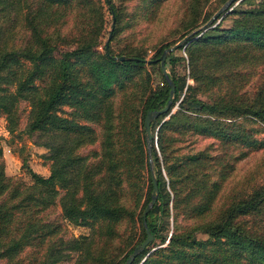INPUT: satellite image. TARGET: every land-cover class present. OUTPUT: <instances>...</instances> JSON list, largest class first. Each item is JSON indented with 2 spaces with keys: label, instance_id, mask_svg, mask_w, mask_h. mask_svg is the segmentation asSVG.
Listing matches in <instances>:
<instances>
[{
  "label": "trees",
  "instance_id": "trees-1",
  "mask_svg": "<svg viewBox=\"0 0 264 264\" xmlns=\"http://www.w3.org/2000/svg\"><path fill=\"white\" fill-rule=\"evenodd\" d=\"M139 1L149 2L145 10L146 15L160 10L165 2V0ZM225 1L177 0L172 16L182 31L180 36L184 37L191 30L204 24ZM105 2L112 14L111 33L114 35L121 30V15L113 1ZM68 3H71V0H30L23 15L24 27L28 32L25 43L7 44L4 40L5 32L0 27V113L6 115L8 129L13 130L12 123L16 122L14 107L16 98H29L31 109L26 131L29 134L44 132L52 137L50 141L43 143L48 149L47 157L51 161L49 174L43 176L31 171L34 179L29 185L30 190L9 188L11 178L4 175L0 165V194L9 188L10 195L15 196L17 200L9 206L6 204L7 197L0 201V258L9 257L10 250H17L27 235L32 238L31 240H35L36 237L41 240L56 232L59 225L51 227V224L43 225L41 221L36 225L28 217L22 221L24 223L18 225L22 228V239H11V242H6L7 230L13 218L21 211L28 213L32 209L35 210V206L43 207L49 204L57 194L56 185H60L65 188V193L61 196L62 216L74 223H90L94 230L105 227L107 234L101 235V239L90 238L83 242L76 238H57L40 255L36 264H64L62 262L65 259L70 260L71 264H113L120 251V245L113 246L110 238L120 233L118 224L126 209L120 203L114 186L120 182L119 179L114 180L113 163L109 166L110 174L104 172L98 175V171L101 170L98 163L93 169L83 171L80 169L75 178L69 176V168L80 160L76 148L94 138L93 130L80 120L99 121L102 106L106 105V109L110 110L113 83L117 82L118 85L120 82V89L127 87L125 83L134 79L133 76L124 74L135 66L142 65L145 57L137 51L131 53L133 47L127 46L119 53H113L109 45L108 51L104 45L105 52L93 58V48L99 42L104 22L103 15L100 17L101 26L97 28L95 34L92 35L87 27L93 24L92 11L101 13L100 4L97 0H80V4L87 6L80 8L82 12L77 15L82 17L80 21L82 26L78 34L70 37L60 29L61 9ZM83 32L86 34H82ZM59 36L62 37L63 43L67 45L74 43L75 47L73 50L62 52L60 58H55L52 50ZM183 45L187 57L175 55L172 50L167 55L165 65L170 63L174 66L178 59H185L189 67V77L194 83L189 84L185 75L176 73L173 69L168 73L174 83L171 108L186 86L179 101L180 107L165 119L163 117L171 108L151 121L152 149L147 153V160V155L142 152L141 156H138L140 165L144 159L149 165V157L152 159L158 196L146 214V224L153 238L131 264H138L142 259L140 264H264V235H254L242 222L236 221L237 216L257 212L264 205V184L255 187L246 196L231 201L214 217H208L207 212L214 192L203 197L200 191L196 193V190H190L182 196L180 189L176 187L180 179L178 175L183 173L182 167L193 165L192 162H199L202 157L194 153L182 157L179 164L164 163L171 180L173 192L171 197L161 172V161L155 149L153 133L156 124L162 121L157 130V142L162 154L165 155L166 133L170 131L196 132L228 142L232 135H226L227 131L222 127L224 122L219 118H227L235 113L264 126V0H238L221 14L217 22L214 21L204 30L196 31L179 47ZM114 55L134 58L114 59L112 58ZM71 56L78 60L74 61ZM21 59L29 62V66L25 69L22 67L17 76L12 66L23 65ZM83 61L85 64L82 67H75L77 62ZM87 63L89 66H85ZM36 79L42 84H34ZM15 80L16 87L10 91L8 84L15 83ZM163 81L164 84L143 102L145 115L148 110H158L166 105L170 85L164 75ZM2 82L6 85L1 86ZM248 86L251 92L247 93L243 90ZM40 87L41 91L38 90ZM195 92L206 93L211 100L197 97ZM188 104L194 108H184ZM63 105L71 106L70 117L59 114ZM106 122L105 120L104 124ZM241 134L242 132H237L238 138ZM121 138V136L116 138L118 142L116 147L111 144L113 140L103 141L104 157L113 161L112 156L116 155L117 149L120 156L124 153L125 143L120 142ZM139 140L141 141V138ZM144 142L146 143L143 139ZM249 143L254 144L253 141ZM139 147L142 149L140 144ZM1 152L0 146V154ZM80 172L83 173L84 181L81 195L78 194L77 187L72 189L73 184L77 186L80 182ZM149 186L147 201L152 196L150 193L153 190L152 175L149 177ZM196 188L198 187L194 189ZM196 196L200 198L193 202ZM171 200L174 205L172 213ZM182 202L190 205L189 215L196 221L194 226L178 224L177 214ZM27 205H30V208L26 210ZM170 215L173 217L172 230L163 233L162 220ZM141 220L143 233L125 252L121 264L147 236L143 215ZM42 226L43 230L40 229ZM196 232H204L212 239H198L195 237ZM157 240L160 242L157 243ZM161 242L165 243L160 244ZM107 243L108 247L99 250ZM150 244L156 247L150 250ZM244 248H247L246 252Z\"/></svg>",
  "mask_w": 264,
  "mask_h": 264
},
{
  "label": "rangeland",
  "instance_id": "rangeland-1",
  "mask_svg": "<svg viewBox=\"0 0 264 264\" xmlns=\"http://www.w3.org/2000/svg\"><path fill=\"white\" fill-rule=\"evenodd\" d=\"M97 1L101 7V13L92 11L93 24L91 27H87L88 31L90 30L92 35L98 31L102 23L100 21L101 14L104 22L99 34V42L93 48L92 57L94 58L105 52L104 45L109 37L108 45L113 53H119L124 47L129 46L133 47L131 53L137 51L146 60L142 65L135 66L124 74L125 76L131 75L134 79L125 83L127 87L120 89V82L118 85L117 82L113 83L114 90L111 97L110 110L106 109V105H103L99 121L80 120L93 130V133H91L94 138L80 144L76 148V153L80 160L69 168V176L75 178V174L80 169L81 171L93 169L95 168L93 166L98 163H100L101 167L98 175L104 172L110 174L109 166L113 163L114 180L119 179L120 182L119 185L114 184V186L118 192L120 203L126 208L118 224L120 233L110 238L113 246L120 245V251L113 264H121V259L125 252L139 240L143 233L141 216L145 206L150 201H147V196L150 190L149 177L151 169L145 159L140 165L138 158V156H141V152L146 155L149 153L147 144L143 143V139L146 141V134L143 130L145 118L143 102L164 84L159 60L161 51L174 45L183 37L180 36L182 31L179 30L180 27L172 16L177 0H165L160 10L157 9L158 11L151 15L145 14V10L149 6L147 1L111 0L121 15V30L114 35L111 33L113 20L110 10L107 9L108 4L105 0ZM29 2L30 0H2V4H0V27L5 32L4 40L7 44L26 42L28 32L24 27L23 15L28 9ZM86 7L83 3L80 4V0H71V3L61 9L62 15L60 19L62 22L60 29L64 31L63 33L73 37L80 32L82 17L77 15L82 12L80 8ZM93 7L92 5L91 10H93ZM82 34H86V32ZM74 47V43L68 45L63 43L62 37L59 36L52 50V55L55 58H60L62 52L73 50ZM184 47L185 45L174 49L173 53L186 58ZM70 58L74 59V61L78 60L74 56ZM21 61L23 65L12 66L13 72L17 76L21 72L22 67L25 69L29 66V62L26 60L21 59ZM84 62H77L75 67H82L85 64ZM85 66H89V64L87 63ZM165 66L168 73L173 69L176 73L185 75L189 84L194 83L193 79L189 77V67L185 59H178L174 66L170 63ZM81 73L83 74V71ZM34 84L41 85L42 83L36 79ZM5 85V82L1 83V86ZM8 85L10 91H13L16 87V80L15 83ZM185 89L186 86L170 112L163 119L179 109V101L183 97ZM38 90L41 91V87ZM243 91L251 92L249 86ZM32 92L36 93L35 91H30V93ZM212 93H215V91H212ZM195 95L204 100H211L206 93L195 92ZM14 107L16 122L12 123L14 129L11 131L8 129L6 115L0 113V146L2 148L0 165L4 175L11 178L9 188L18 187L20 190L25 191L30 190L29 185L33 183L34 178L31 175V171L43 176L49 174L51 161L47 157L48 149L43 143L50 141L52 137L44 132L29 134L26 131L31 109L29 98L17 97ZM184 108L193 109L194 106L188 104ZM71 112V106L63 105L59 114L70 117L72 115ZM106 112H108V115H106ZM219 119L224 122L222 127L226 129V135H232L228 142H224L221 138L204 136L196 132L180 133L179 131H170L166 133L167 138L165 139L166 157L162 154L157 142V130L162 121L156 124L153 131L155 149L161 161V172L165 179L166 189L171 193V197L173 193L170 186L171 180L164 163L167 162L170 165L172 163L179 164L182 157L194 153L202 157L199 162H192L193 165L189 164V166L182 167L183 173L178 175L180 179H178L179 182L176 187L180 189L182 196L190 190H196V193L200 191L203 197L214 192V197L211 199L207 212L208 217H214L217 212L228 206L231 201L246 196L255 187L264 184V126L255 120L251 121L247 117L236 113L230 117H220ZM105 120L107 121L106 124H104ZM238 131L242 132L240 138L237 135ZM233 135L236 137L234 138ZM120 136L122 137L120 142L122 144L125 143L124 153L120 156V152L117 149L116 155L112 156L113 161H111L106 156H103V141L113 140L111 144L116 147L118 143L116 138ZM140 138L141 141L139 140ZM250 141H253L254 144H250ZM137 144L138 147H136ZM147 157L148 155L146 160ZM152 170L154 172V167ZM82 175V172H80V176L78 175L80 182L77 186L76 184L72 185V189L78 188L79 195L82 194L84 184ZM195 187L198 188L194 189ZM9 188L0 194V201L7 197L6 204L8 206L17 202L15 196L10 195L11 190ZM56 188L57 194L49 204L43 207L35 206V210L32 209L28 213H22L21 211L17 214V217L13 218L7 230L6 242H11V239H22V228H19L18 225L28 217L36 225H38L39 221L43 222V225L51 224V227L59 225L56 232L41 240L37 239V237L35 240H31L32 238L27 235L22 239V245L17 250H10L9 257L0 258V264H36L40 255L44 253L49 244L60 237L64 239L76 238L83 242L90 238L96 239L98 237L101 239V235L107 234L105 227L94 230L90 223H74L64 218L62 216L61 196L64 195L65 188L60 185H56ZM36 193L35 191L34 194ZM150 193L152 195V191ZM199 198V196L194 197L193 202H197ZM179 207L177 214L178 224L180 226H194L196 221L189 215L190 205L182 202ZM29 208L30 205L25 207L26 210ZM170 211L171 213L174 212L172 200L170 201ZM162 221V232H171L173 227L172 215ZM236 221L242 222L247 227V230L254 235H264V205L257 212L237 216ZM40 229L43 230V226ZM195 237L198 239H212L204 232H196ZM159 242L157 240V243ZM164 243L161 242L160 244ZM104 247H108V243L100 247L99 250ZM155 247L156 245L152 246L150 244V250ZM246 250L247 248H244V252ZM62 263L71 264L72 262L65 259Z\"/></svg>",
  "mask_w": 264,
  "mask_h": 264
},
{
  "label": "water",
  "instance_id": "water-1",
  "mask_svg": "<svg viewBox=\"0 0 264 264\" xmlns=\"http://www.w3.org/2000/svg\"><path fill=\"white\" fill-rule=\"evenodd\" d=\"M107 2H109V0H107ZM237 2H238V0H226L204 24H202L197 29H194L189 34L185 35L181 40L176 42L174 45L166 47L163 49V51L159 57V60H160V66H161V70L163 72V75L170 85V94H169V98H168L166 105H164L162 108H160L158 110H148L146 112V115L144 118V130H145V134H146V144H147L148 152H150L152 149V139H153V134H152L151 129H150V123L157 115L169 111L171 108L172 100H173L174 83H173L172 79L170 78V76L166 70V66H165V59H166L167 53L178 48L179 46H181L185 42V40H187L196 31L204 30L207 27H209L214 21L217 22L221 18V14L223 12H225L227 9H230V7L233 3L235 4ZM108 40H109V37H108ZM108 40L105 44L106 51H108ZM112 58L125 60V59H133L134 57L127 56V55H114V56H112ZM145 60L146 59H144V61ZM149 165H150L151 175H152L153 190H152L151 199L148 202V204L145 206L144 211H143V222H144V226L146 229L147 236L141 243H138L136 245V247L133 249V251L127 257L126 261L123 264H131L133 259L136 257V255L139 252H141L153 238V234L151 233V231L149 230V228L146 224V214H147V211L155 204V202L157 200L158 185H157V180H156L155 174L152 170L153 163H152V159L150 157H149Z\"/></svg>",
  "mask_w": 264,
  "mask_h": 264
}]
</instances>
